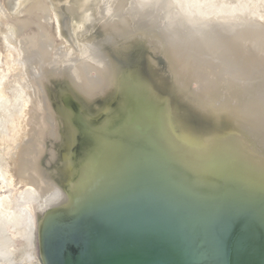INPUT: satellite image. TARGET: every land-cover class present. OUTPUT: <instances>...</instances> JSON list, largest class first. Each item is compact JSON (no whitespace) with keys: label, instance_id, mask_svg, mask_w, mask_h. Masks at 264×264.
<instances>
[{"label":"water","instance_id":"1","mask_svg":"<svg viewBox=\"0 0 264 264\" xmlns=\"http://www.w3.org/2000/svg\"><path fill=\"white\" fill-rule=\"evenodd\" d=\"M0 264H264V0H0Z\"/></svg>","mask_w":264,"mask_h":264}]
</instances>
